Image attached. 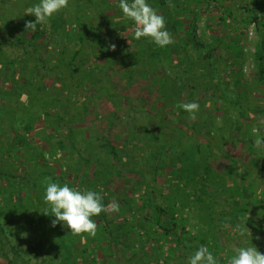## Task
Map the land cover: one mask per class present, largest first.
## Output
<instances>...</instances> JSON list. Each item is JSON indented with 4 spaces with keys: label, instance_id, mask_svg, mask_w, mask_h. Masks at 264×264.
<instances>
[{
    "label": "rangeland",
    "instance_id": "1",
    "mask_svg": "<svg viewBox=\"0 0 264 264\" xmlns=\"http://www.w3.org/2000/svg\"><path fill=\"white\" fill-rule=\"evenodd\" d=\"M1 1L0 264H62L60 255L66 251L69 253L67 254L69 264H82L84 257L81 252L84 249L85 238L81 235L75 236L66 233L63 231L66 229L60 227L59 224L55 227L52 226L51 221L54 216L47 215V206L42 199L44 187L48 183L45 179L48 178L51 180L49 182H52V177L61 173L63 181L69 183L70 187L84 189V187H78V170L77 173L70 171V166L73 165V160L68 158L71 154L70 151L60 147L65 141L66 130L69 128L74 131L71 138L80 141L77 144L80 147L78 148L81 155L89 158L90 163H93L92 167L97 165V170L104 171L105 174L109 172L108 167L111 168L113 174L117 170H121L118 168L117 162L104 154L99 138L95 137L96 133L106 129V123L100 113H106V119L107 112L111 109L114 110V107L106 98H98L95 94L85 95V93L71 90V110L64 118L62 111L56 107L58 103L56 99L58 97L65 98L61 84L56 83L55 77L48 74L46 70L34 69L32 63L28 61V55L24 53L34 51L36 57L41 59L46 67H50L59 58L61 36L53 34L50 27L45 26L43 37L37 39L38 41L34 44L32 42L30 46V25L28 24L30 19L35 20V17L26 14L25 10L35 3L34 0ZM259 5V9L258 5L256 6L255 16L258 19L261 18L262 23L264 22V11L261 12L260 9L264 10V1H261ZM245 8H251V0H208L207 3L192 4L189 7L192 12L196 13V16L192 22L195 27V44L189 45L188 51L195 58H197L196 56L203 58L206 53L209 55V58L201 59L200 65L204 66L203 70L199 67L196 69L197 76L202 77L201 73L204 75L203 80L194 85L199 86L201 90L206 89L208 97H204L203 94L192 98V101L200 105L197 112L199 118L190 119L188 114L180 115L178 111H174L170 121L176 127L183 128L182 123H174L176 119L184 116L187 124L195 120L198 125L200 123L204 125L205 131L214 138L215 142L225 143L224 150L230 157L232 156L239 162L245 161L249 164L261 165L264 164V147H255L253 141L257 134L264 135V79L258 80L256 71L259 42L260 37H264V30L261 28V24L258 26L256 22L249 21L247 13L244 11ZM96 25L95 23L90 25L91 30L95 31ZM73 26L68 24L66 28H73ZM109 31L111 30L107 29V32ZM121 31L118 38L126 37L127 33ZM19 38H23L24 48L15 44L14 39ZM106 40L108 37L104 39V42ZM129 44L126 42V45ZM86 49L87 51H84L81 56L84 59H81L82 64L75 61L76 73L83 68L87 71L97 66L102 71L92 74L91 82L96 85H104L109 79L115 82V85L112 86L114 90L124 86L121 80L127 79L130 70H132L127 56H124V60L121 62H116L118 64L115 65V69L110 72L108 78L104 77L103 72L107 65L103 64L102 60H98L96 56L98 50H88V45ZM110 52H113L115 55L113 57L116 59V42L112 43ZM166 64L163 62L164 68ZM137 68H142L139 62ZM156 73L160 77L163 72L159 70ZM167 75L171 77L170 73ZM133 90L130 88L126 91L133 99H137L140 105L144 104L139 95L146 97V92L138 91L137 87ZM198 92L201 91L198 90ZM189 101L191 102V100ZM144 106L146 107L145 104ZM156 111L158 115L161 114V110L156 108ZM118 112L119 117L116 122L114 121L116 127L111 137L113 139L117 137L118 144L126 143V145L130 142V136L135 137L129 143L128 148L130 149L128 150L136 158L134 170H139V175L132 171L123 173L124 177L131 180L132 184L128 187L126 184L117 186L119 190L114 193L123 196L122 200L125 197L132 199L134 201L132 204H137L141 195L150 196L160 204L162 197L160 198L158 195L159 197L155 196V199L151 194H145L147 192L145 186L151 184L152 180L151 170L145 162L147 158H150L149 152L155 149V146L169 143L170 130L167 126L149 129L146 123H140L136 118L130 119L126 123V112ZM100 117H102L101 122L99 121ZM138 126L143 129L137 130L140 128ZM131 128L132 133H129ZM254 128L257 130L256 132H253ZM86 139L92 141L87 142ZM193 142L189 140L185 144ZM200 142L202 144L204 140ZM114 145L117 144L114 143ZM119 149H122L121 145ZM174 152V149L169 150L168 156ZM119 154L121 160L125 161L126 166L129 167L132 159H126L120 152ZM213 156L214 162H218V167L228 163V160L223 156L220 157L217 152H213ZM177 167L178 165L175 166V168ZM89 168L85 166L84 171H89ZM234 168L239 171L238 165H234ZM255 170L260 171L257 168ZM42 172L49 177H36L33 180L34 183L30 184V175L33 173L39 175ZM3 175H7V182L2 179ZM175 180L173 179L174 182ZM139 182L142 190L131 195L130 187L136 186ZM164 182L165 180H159L161 187L162 184H165ZM211 191L218 195L219 205L223 204L221 208L217 209L228 211L230 205L226 202L234 201L233 198H226L227 195L222 188H217L215 191L212 187ZM104 198L108 199V195H104ZM117 202L120 210L116 215L112 214L111 218H114L117 223L121 222L123 218L130 219L131 211L127 210L121 200ZM182 215L188 221L186 231H190V234L194 235L200 230L201 244L207 245L209 250L214 252L213 242L203 237L206 232L205 221L199 220L196 215L192 216L191 211L187 209L183 210ZM249 216L247 214L242 218L248 219ZM133 217L137 220L139 214L135 212ZM252 219V225H260V233H256L249 225L245 228L247 233L237 234V227L231 229L219 221L222 224L220 228L222 232L219 236L225 237L219 238V243L223 244L224 240H230L226 245L228 250L233 252L238 244L244 247L251 246L258 239L264 241V211L260 218ZM217 220H219L218 217ZM239 228L241 227L239 226ZM251 229L255 235L250 233ZM137 233L140 237L139 242L142 243L124 240L125 244L122 247L118 244V264H143L137 260L129 261V257L134 252L133 249L141 250L142 254L146 253L148 256L145 259L148 264H154V259H158V264H162L166 258H171L169 260L171 264H177V258L171 257L174 251V242L170 238L166 241L161 239L162 241L159 240L160 242L156 243L148 238V235L144 234L142 230H137ZM258 236L259 238L255 239ZM121 239L123 240V238ZM192 245L196 248L200 244L193 242ZM85 247L84 252L88 254L87 260L96 259V256L100 259L99 252L93 254L90 251V245L86 244ZM158 247H161V254L156 257L155 250ZM219 258L224 260L220 256ZM96 264H99L98 260Z\"/></svg>",
    "mask_w": 264,
    "mask_h": 264
},
{
    "label": "trees",
    "instance_id": "2",
    "mask_svg": "<svg viewBox=\"0 0 264 264\" xmlns=\"http://www.w3.org/2000/svg\"><path fill=\"white\" fill-rule=\"evenodd\" d=\"M261 1L264 0H251V8H245L244 11L247 13L249 21L256 22L258 26L261 24V28L264 30V22L261 23V18L258 19L255 16L256 6L258 5L259 9ZM0 2L2 1L0 0ZM34 2L36 3L38 0H34ZM207 2L208 0H149V3L157 12L164 16L166 27L172 36V43L162 49L155 47L147 39L139 41L133 39L130 26L119 19L121 13L118 7V0H69L68 7L56 13L46 24H36L34 19H30V23H34L30 25V46L32 42L34 44V42L38 41L37 39L43 37L45 26L50 27L53 34L61 36L59 58L50 67H46L43 61L36 57L34 51H30V53L26 51L24 53L28 55V61L32 63L34 69L38 71L46 70L48 74L55 77L56 83L61 84L65 98L58 97L56 99L58 102L56 107L62 111L63 117L65 118L71 110V90L82 92V94L85 93V95L95 94L98 98H106L114 107V110L111 109L107 112L106 119V113H100L106 123V129L96 133L95 137L99 138L104 154L117 162L119 164L118 168L121 170H117L113 174L111 168L108 167L109 172L105 174L104 171L97 170V165L92 167L93 163H90L89 158L81 155L80 147L77 144L80 141L71 138V135H74L72 128L66 130L65 141L60 145L61 148H66L71 153L68 157L73 160L70 171L77 173L78 170L79 188L84 187V189L97 191L101 194L105 205L113 199L116 201L121 200L127 210L131 211L130 219L123 218L119 223L114 218H111L112 214L116 215L117 213L110 211H105L99 216L93 217L97 223L95 236L81 234L85 238L84 249L81 252L84 257L82 264H96L97 260L99 264H118L117 250L119 246L122 247L125 244L124 240L142 243L139 242L140 237L137 230H142L144 234L148 235V238L156 243L160 242L159 240L161 239L166 241V239L170 238L174 242V251L171 257L177 258V264H184L185 258L195 249L192 245L193 242L202 243L200 230L194 235H191L190 231H186L188 221L182 215L185 209L190 210L192 216L196 215L199 220L205 221L206 232L203 237L213 242L214 252L212 253L218 258L219 264H228V259L232 255L226 245L227 241L230 240L226 239L223 244L219 243V238H225L224 236H219L220 232H222V229H220L222 224L220 222H223L226 227L231 229L240 226L241 228L239 229H242L244 234L247 233L245 228L249 225L252 226L256 233L261 231L260 225H252V218H260L264 211V164L239 162L232 156L230 157L224 150L225 143L215 142L214 138L205 131L204 125L201 123L198 125L195 120L187 124L184 116L176 119L174 123H182L184 129L176 127L170 121L174 111H178L180 115L188 114L179 107L184 101H192V98L203 94L204 97H208L206 89L201 90L199 86L196 87L194 84L203 80L204 75L201 73L202 77L197 76L196 69L199 67L203 70L204 66L200 65L201 59L209 58V55L206 53L203 58L198 56L195 58L188 51V46L195 44V27L192 22L196 16V13L192 12L189 7L192 4L199 5ZM260 10L261 12L264 11L263 9ZM93 23L97 24L95 31L90 28ZM68 24L74 25L73 28L67 29L66 26ZM107 29L111 31L107 32ZM121 30L127 33L126 37L118 38V35L122 32ZM106 37H108V40L104 42ZM14 40L18 47L24 48L23 38ZM113 42L117 44L116 59L113 57L115 56L113 52H110ZM126 42L130 44L126 45ZM87 45L88 50L96 51L97 49L96 56L98 60H102V63L107 65V68L103 69L104 77L109 78L110 72L118 64L116 62L124 60V56L128 57L132 70L128 74L130 78L121 80L124 86L114 90L112 86L115 85V82L109 79L104 85H96L91 82L90 77H92V74L102 71L97 66L87 71L83 68L76 73L77 70L74 68L75 61L82 64L84 59L81 56H83L82 53L84 51H87ZM138 62L142 68H137ZM163 62L167 63L165 68ZM159 70L163 72L160 77L156 75ZM256 71L258 72V80H263V36L260 37ZM168 73L171 74V77L167 75ZM137 76L138 78L136 79ZM136 87L138 91L146 92V97L139 95L146 107L143 103L140 105L138 100L133 99L126 91L130 88L132 90L136 89ZM198 90L201 92H198ZM156 108L161 110L160 115H158ZM118 111L126 112V123L128 120L136 118L140 123H146L149 129L167 126L170 130L169 143L157 145L158 147L155 146V149L149 152L150 158H147L145 162L150 168L152 176L151 184L145 186L147 187L145 194H151L154 198L159 195L163 199L162 201L160 199V204L156 203L150 196L145 197L142 195L137 204H132L134 202L132 199L125 197L122 200L123 196L114 193L119 190L117 186H125L126 184V187H128L132 184L131 180H127L124 177L123 173L132 171L139 175V170H134L136 168L134 164L136 158L128 150L130 149L128 148L129 143L135 137L130 136V142L127 145L126 143L118 144L116 142L118 138L115 137L114 139L116 140H114L111 137L116 127V119L119 117ZM198 114L196 113L195 118H199ZM138 129L143 128L140 127ZM90 132L92 133L93 131ZM129 133H132V128L129 129ZM86 140L87 142L92 141ZM189 140L194 142L186 145L185 142ZM201 140H204V143L201 144ZM114 143L117 145H114ZM120 145L122 149H119ZM131 147L134 148L132 145ZM173 149L175 150L174 154L168 156V151ZM118 150L124 154L126 159H132L129 167L126 166L125 161L121 160ZM213 152H217L220 157H225L228 163L218 167V162H214ZM176 165H178L177 168H175ZM234 165H238L239 171L235 170ZM85 166L90 167L89 171H84ZM138 168L140 169V167ZM255 168L260 171L257 172ZM166 169L168 170L165 171ZM9 176L12 177V175ZM42 176L49 177L44 172L39 175L31 174L30 184L34 183L33 180L36 177ZM62 176L61 173L54 175L52 182H61V185L69 184L63 181ZM6 177L7 175H3L2 179L7 182L8 179ZM173 179H176L175 182ZM159 180H165V184H162V187L159 184ZM45 181L49 182L51 180L47 178ZM212 187H214L215 191L217 188H222L227 195L226 198H233L234 201L226 202V204L230 205L228 211L217 209L218 207L221 208L223 204L220 203L219 205V197L214 194L215 192L211 191ZM129 190L131 195L141 191V183L139 182L136 186L133 185ZM162 191L164 192L163 194ZM104 195H108V199H105ZM135 212L139 214L137 220L133 217ZM247 214L250 215V218L243 219L242 217L247 216ZM217 217L219 220H217ZM195 223L198 224L197 222ZM63 231L68 233L67 229ZM251 231L250 233L255 235V232ZM236 233L240 234L241 231L237 229ZM258 238L259 236L255 237V239ZM258 240L252 245L260 253L264 254V241ZM86 244L90 245V251L93 254L99 252L100 259L96 256V259L87 260L88 254L84 252ZM239 246L238 244L237 247ZM131 248L133 249V246ZM133 251L129 261L137 260L143 264H148L147 259H145L148 256L146 253L142 254L139 249H133ZM121 252L123 253V251ZM67 254L69 253L66 251L60 255L62 264H69ZM160 254L161 247H158L155 250V256L158 257ZM219 256L224 260H221ZM170 259H164L162 264H171ZM154 260V264H158V259Z\"/></svg>",
    "mask_w": 264,
    "mask_h": 264
},
{
    "label": "clouds",
    "instance_id": "3",
    "mask_svg": "<svg viewBox=\"0 0 264 264\" xmlns=\"http://www.w3.org/2000/svg\"><path fill=\"white\" fill-rule=\"evenodd\" d=\"M68 5L69 0H38L25 12L35 17L34 23L46 24ZM118 7L121 13L119 19L130 26L133 39L137 41L147 39L149 43L161 49L172 43V36L166 27L164 16L157 12L149 0H118ZM179 107L189 114L190 119H194L200 105L191 101L182 103ZM256 131L254 128L253 132ZM253 145L258 148L264 147V135L257 134ZM42 199L47 206V215L54 216L51 221L52 226L59 224L72 235L95 236L97 223L93 217L105 211L118 213L120 210L115 199L105 205L101 194L97 191L77 189L57 182H48L45 185ZM237 229L243 231L239 226ZM184 264H219V261L207 245L200 244L185 258ZM228 264H264V254L252 245L237 247L229 257Z\"/></svg>",
    "mask_w": 264,
    "mask_h": 264
}]
</instances>
